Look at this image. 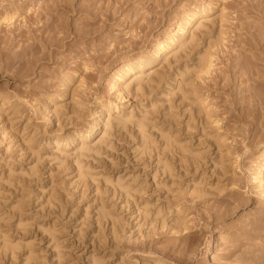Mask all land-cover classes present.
<instances>
[{"label":"rangeland","instance_id":"rangeland-1","mask_svg":"<svg viewBox=\"0 0 264 264\" xmlns=\"http://www.w3.org/2000/svg\"><path fill=\"white\" fill-rule=\"evenodd\" d=\"M23 1L0 0V18L41 6L0 24V264H238L251 240L264 257L247 0Z\"/></svg>","mask_w":264,"mask_h":264},{"label":"bare ground","instance_id":"bare-ground-1","mask_svg":"<svg viewBox=\"0 0 264 264\" xmlns=\"http://www.w3.org/2000/svg\"><path fill=\"white\" fill-rule=\"evenodd\" d=\"M23 1V0H22ZM39 1V0H38ZM24 2V1H23ZM246 4V5H245ZM244 5H245V10L248 12H253V11H256L257 12V14H258V16H260V18H262V20L264 19V0H247L246 1V3H245ZM1 5H3V4H1ZM27 3H19V4H17V5H15V8H16V10H21V9H25V11H26V13H28V15H27V18H26V20L28 21V20H30L31 19V14H36L35 15V17H34V20H36L35 22H37V20H39L38 19V16L40 17V13L37 11V10H39L40 8H41V6L39 7L38 5L36 6V8H35V6H33V8H31V7H27ZM52 5L54 6L52 9L51 8H49L50 7V5H48V7L46 8V10L47 11H50V10H53V9H56V8H59L58 7V2H57V0H53V2H52ZM13 6V5H12ZM2 7V6H1ZM24 7H26V8H24ZM199 7V6H198ZM243 8V9H244ZM209 8L208 7H205V6H200L198 9H196L195 11L194 10H189L188 11V13H186L181 19H182V27H181V25L178 27V29L179 30H181L182 28H184L183 26H189V25H191V23L194 21V20H196V18H197V16H199L200 14H203V13H206L207 12V10H208ZM5 10V9H4ZM16 10H12L11 12H5V14L3 15V16H1V18H0V24L1 23H6V24H10V23H12V22H14L18 17H20L18 14H17V11ZM224 10V9H223ZM10 11V10H9ZM46 11V12H47ZM57 17L58 18H60L59 16H58V14H53V15H49L48 16V18L46 19V21L47 22H45L44 23V21H43V23L41 22H39L40 23V25H36L37 27H35L30 33V36H27V37H29V38H27V39H31L30 37H31V35L32 34H34L35 36H36V38L38 37V36H40V35H42V33H43V31H39V34H36L35 32H36V30H38L37 28L38 27H43V28H45V27H49L50 25H51V27H50V29L51 28H54V29H58L59 27H56V26H58L57 24L56 25H54V20H56L57 19ZM41 18V17H40ZM33 20V21H34ZM44 30V29H43ZM251 33V38L250 37H248V40L250 41V39H251V43H254V44H257L258 46V48L260 49V51L262 52V53H264V37H262L261 39V44H259V42L260 41H258V40H260V39H258L257 38V34H256V36H255V33H252V32H250ZM18 35H21V34H18ZM28 35H29V32H28ZM179 36V35H178ZM259 36V35H258ZM26 37V36H25ZM180 37V36H179ZM34 38V36H32V39ZM39 38V37H38ZM37 38V39H38ZM41 38V37H40ZM39 38V39H40ZM170 38H172V36H170L169 37V39ZM247 38V37H246ZM250 38V39H249ZM34 40H35V38H34ZM35 42V41H34ZM249 43V42H248ZM247 43V44H248ZM250 44V43H249ZM29 47V46H28ZM252 47H253V45H252ZM203 62V61H202ZM204 63H202V65H203ZM126 65V67L128 68V70L127 71H129L130 72V70H131V68H129L128 67V65L129 64H125ZM142 66L140 65V64H138L137 65V68L138 69H140ZM139 72V71H138ZM123 74H126L125 72H123ZM63 79V85H64V87H66V86H68V84L71 82V80H72V75H68V74H64L63 75V77H62ZM115 85V84H114ZM115 87V86H114ZM109 105H112V104H109ZM261 155H262V159L260 160V161H258L257 163L255 162V164H254V166L250 169V176H251V179H252V181H253V183H254V186L255 187H257V189H258V194H259V196L261 197V198H264V150L262 151V153H261ZM239 202V201H238ZM240 204V203H239ZM241 205V204H240ZM237 206V205H236ZM239 206V205H238ZM224 215V214H223ZM246 231H250V230H246ZM241 232V231H240ZM242 233V232H241ZM244 233V232H243ZM246 233V232H245ZM252 233V232H251ZM254 233V232H253ZM255 233H257V232H255ZM258 234V233H257ZM240 235V234H239ZM260 235V234H259ZM235 236V235H234ZM233 236V237H234ZM241 236V235H240ZM243 236V235H242ZM244 236H246V235H244ZM243 236V237H244ZM252 236V235H251ZM255 236H257L256 234H255ZM237 237H238V235H237ZM243 237H240V238H243ZM235 238V237H234ZM247 238V237H246ZM251 238V237H250ZM253 238V237H252ZM257 238V237H256ZM255 238V239H256ZM231 239V238H230ZM237 239H239V237L237 238ZM245 239V238H244ZM254 239V238H253ZM240 240V239H239ZM249 240H251V239H249ZM260 240V239H259ZM261 240H262V238H261ZM260 240V241H261ZM229 241V240H228ZM236 241H238V240H236ZM242 241H243V239L242 240H240V242L242 243ZM245 241V240H244ZM254 241V240H253ZM252 240H251V243L253 242ZM262 241H264V240H262ZM239 242V241H238ZM239 242V243H240ZM245 242H247V241H245ZM245 242H243L244 244H245ZM229 242H227L226 243V245L228 244ZM230 243H231V241H230ZM235 243V242H234ZM232 243V244H228V245H231V246H229V248H228V250H227V252H226V254L225 255H227V256H232L236 251V249L238 248H240L241 247V245H240V247H239V244L238 243ZM240 243V244H241ZM243 243H242V245H243ZM250 242H249V244L250 245H252ZM254 244H255V242H253ZM248 244V245H249ZM246 245V244H245ZM245 245H243V246H245ZM247 245V247L246 248H243L242 249V247H241V249L242 250H244V249H246V250H244L243 252H242V250L241 249H239L240 251H241V256L239 257L238 256V259L236 260V262L238 263V264H264V257H261L259 254H257L258 253V251H257V249L254 247V246H248ZM258 245V247L260 246L261 248H262V246L263 245H259V244H257ZM227 247V246H226ZM257 247V246H256ZM227 249V248H226ZM255 250L257 251V253H255ZM260 251H262V250H260L259 249V252ZM261 253V252H260ZM237 258V257H236Z\"/></svg>","mask_w":264,"mask_h":264}]
</instances>
